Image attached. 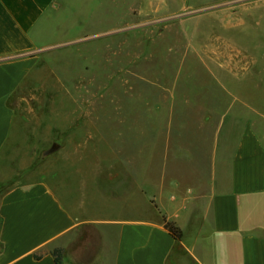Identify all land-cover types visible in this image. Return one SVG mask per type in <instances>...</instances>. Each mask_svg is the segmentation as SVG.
Listing matches in <instances>:
<instances>
[{"label": "crops", "instance_id": "1", "mask_svg": "<svg viewBox=\"0 0 264 264\" xmlns=\"http://www.w3.org/2000/svg\"><path fill=\"white\" fill-rule=\"evenodd\" d=\"M69 4L0 0V264H57L56 247L63 264H264V142L243 112L257 106L221 69L203 82L186 63L235 60L213 30L241 6L192 7L194 52L138 55L154 64L129 71L123 116L52 118L44 140L11 102L34 74L30 56L65 41L51 21Z\"/></svg>", "mask_w": 264, "mask_h": 264}, {"label": "rangeland", "instance_id": "2", "mask_svg": "<svg viewBox=\"0 0 264 264\" xmlns=\"http://www.w3.org/2000/svg\"><path fill=\"white\" fill-rule=\"evenodd\" d=\"M156 1L71 0L65 11L51 21V25L58 26L57 31L64 33L65 41L30 56L38 57L34 74L27 82L28 88L19 91L11 102L19 100L20 104L12 105L20 118L32 123L28 127L36 136L51 138L53 125L48 120L52 118L123 116L127 112L123 108L124 82L129 71L136 76L139 65L145 63L148 68L150 64L152 69L154 64L153 60L139 62L138 55L161 54L170 48L175 53L194 52L186 39L199 28L183 23L195 15L192 7L234 5L242 8L231 14L235 21L218 22L213 32L223 39L218 45L222 52L233 53L235 60L186 63L201 74L203 82L208 80L209 68L221 69L225 85L257 106V114L243 112L251 115L264 142V0H168L172 12H160ZM254 6L261 9L255 11ZM42 154L30 169L40 168L47 159L44 151Z\"/></svg>", "mask_w": 264, "mask_h": 264}, {"label": "trees", "instance_id": "3", "mask_svg": "<svg viewBox=\"0 0 264 264\" xmlns=\"http://www.w3.org/2000/svg\"><path fill=\"white\" fill-rule=\"evenodd\" d=\"M166 227L171 233V235L176 239V240H181L182 239V231L181 229L173 222H166ZM51 254L55 258V262L57 264H63V250L55 248L51 251ZM36 259H40V256L35 255Z\"/></svg>", "mask_w": 264, "mask_h": 264}, {"label": "water", "instance_id": "4", "mask_svg": "<svg viewBox=\"0 0 264 264\" xmlns=\"http://www.w3.org/2000/svg\"><path fill=\"white\" fill-rule=\"evenodd\" d=\"M57 148H58V146L55 145V146H54L49 152L52 153V152H54Z\"/></svg>", "mask_w": 264, "mask_h": 264}]
</instances>
